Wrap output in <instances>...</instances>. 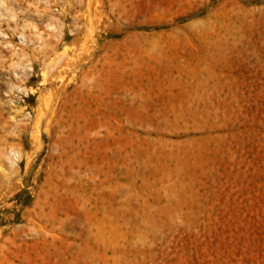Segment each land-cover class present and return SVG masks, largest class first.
Masks as SVG:
<instances>
[{"label":"rangeland","instance_id":"obj_1","mask_svg":"<svg viewBox=\"0 0 264 264\" xmlns=\"http://www.w3.org/2000/svg\"><path fill=\"white\" fill-rule=\"evenodd\" d=\"M0 264H264V0H0Z\"/></svg>","mask_w":264,"mask_h":264},{"label":"bare ground","instance_id":"obj_2","mask_svg":"<svg viewBox=\"0 0 264 264\" xmlns=\"http://www.w3.org/2000/svg\"><path fill=\"white\" fill-rule=\"evenodd\" d=\"M55 90V89H54ZM53 94V93H52ZM43 95V94H42ZM48 107V106H47ZM47 107H45L44 108V110L47 108ZM51 107V106H50ZM49 107V108H50ZM54 111L55 110H51L49 113H47V111H46V113L44 112V113H41V117L39 118V120H41L42 121V119H44V118H51V117H53V113H54ZM48 120V119H47ZM40 122V121H39ZM12 163H13V161H12ZM3 176V175H2ZM10 177H8V179H9ZM8 181V180H7Z\"/></svg>","mask_w":264,"mask_h":264}]
</instances>
